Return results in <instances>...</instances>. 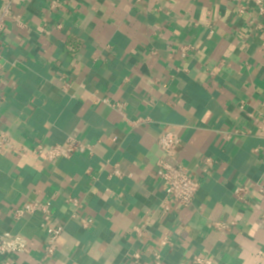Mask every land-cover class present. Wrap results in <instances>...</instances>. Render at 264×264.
<instances>
[{
  "label": "crops",
  "instance_id": "crops-1",
  "mask_svg": "<svg viewBox=\"0 0 264 264\" xmlns=\"http://www.w3.org/2000/svg\"><path fill=\"white\" fill-rule=\"evenodd\" d=\"M52 1L15 3L29 33L8 23L2 34L0 132L32 147L74 137L93 153L50 163L0 152V234L23 235L29 249L12 264H38L46 245L40 213L13 217L33 200L50 201L49 225L63 227L44 264H155L163 238L174 245L162 248V264L196 256L264 264V195L253 189L247 203L234 195L237 186H264V14L239 13L227 0ZM185 44L196 53L177 55ZM103 99L124 103L125 114ZM172 130L181 136L176 161L200 182L188 208L164 209L155 173L157 140ZM67 197L83 201L78 218ZM212 221L236 225L220 233Z\"/></svg>",
  "mask_w": 264,
  "mask_h": 264
},
{
  "label": "built area",
  "instance_id": "built-area-1",
  "mask_svg": "<svg viewBox=\"0 0 264 264\" xmlns=\"http://www.w3.org/2000/svg\"><path fill=\"white\" fill-rule=\"evenodd\" d=\"M27 0H0V40L8 23L12 24L23 33H29V27L24 18L15 11V3H23ZM233 5L239 13H245L249 7H254L259 14H264V0H227ZM58 0H53L50 8L57 7ZM59 28V27H58ZM48 34V31L44 30ZM2 44L0 42V74L6 70L7 60L3 56ZM196 53V47L192 44L181 45L176 54L181 57H190ZM14 64V63H13ZM12 64V65H13ZM2 84H6L4 78L0 79ZM103 102L120 112H124V103H115L109 99H103ZM140 120L133 122L138 124ZM242 132L236 131L234 135H241ZM181 142L179 131H168L160 135L157 140V146L161 151V157L156 163L155 173L162 181L165 187V197L167 202L163 205L164 209H169L173 205L177 209L188 208L193 205L194 199L200 188V182L192 178L190 171L180 162L176 161V149ZM93 153V146L83 141L77 140L74 137H69L62 144L29 146L14 139L11 133L7 130L0 132V152H10L28 157H37L46 162H55L58 159H68L75 154H83L85 152ZM215 160L205 158L203 160L202 172L209 176L214 169ZM114 175H122L118 166L115 167ZM253 189H257L260 196L264 195V186L260 182L251 183L249 185L237 186L234 189V195L241 201L247 203L250 196L253 195ZM170 203V204H169ZM66 204L71 208V217L78 218L77 212L83 208V201L76 198L67 197ZM34 213L42 215L41 228L47 231L46 245L43 248L38 264H44L48 258L53 256L57 250V241L63 232L61 226H50L52 220V203L50 201H29L24 203L20 208L14 210L13 217L15 220H21ZM260 217L264 220V205L260 211ZM80 223L83 227L91 225L90 219L81 218ZM236 225L235 222L212 221L209 224L210 228L224 233L229 232ZM145 223H139L133 226V231L139 236L143 231ZM174 242L170 238H163L159 242L160 249L152 252V259L155 264H162V248L172 247ZM29 253L28 240L21 234H13L5 232L0 234V257H3L2 264H12L13 257L17 254ZM262 255V252H259ZM135 260L140 258V254H133ZM192 264H213L212 260L202 256H196L192 260Z\"/></svg>",
  "mask_w": 264,
  "mask_h": 264
}]
</instances>
